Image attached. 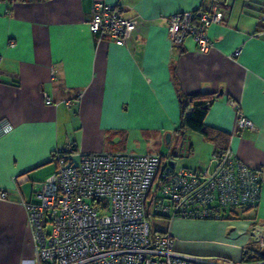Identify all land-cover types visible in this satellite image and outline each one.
Listing matches in <instances>:
<instances>
[{
  "label": "crops",
  "instance_id": "0c3cea01",
  "mask_svg": "<svg viewBox=\"0 0 264 264\" xmlns=\"http://www.w3.org/2000/svg\"><path fill=\"white\" fill-rule=\"evenodd\" d=\"M101 1L138 17L125 46L89 31L95 0H0V120L13 125L0 138V191L10 194L0 199V264H33L23 202L34 201L35 188L57 170L53 151L71 141L78 152L153 154L160 152L141 141L160 145L170 134L162 155L177 158L175 145L186 138L191 168L210 169L215 146L190 130L177 133L178 95L197 93L216 96L204 124L230 135L235 157L262 173L256 218L165 220L164 232L171 231L179 252L233 259L231 248L236 261L244 249L250 255L256 244L249 230L264 225V3L256 9L246 4L251 0ZM207 6L223 12V22L207 29L214 47L202 53L190 38L170 44L169 17ZM236 49L241 54L232 58ZM237 110L254 130L237 126ZM227 227L228 237L214 231Z\"/></svg>",
  "mask_w": 264,
  "mask_h": 264
},
{
  "label": "built area",
  "instance_id": "2783aa9c",
  "mask_svg": "<svg viewBox=\"0 0 264 264\" xmlns=\"http://www.w3.org/2000/svg\"><path fill=\"white\" fill-rule=\"evenodd\" d=\"M90 13L89 31L99 40L109 35L120 46L139 24L122 6L101 0ZM168 21L170 44L183 45L190 38L206 53L214 47L207 29L223 22V12L218 7L187 11ZM240 52L234 50L231 57ZM64 104L72 107L71 100ZM236 122L241 129H255L240 111ZM12 129L11 121L0 120V138ZM52 154L57 170L35 188L34 201L23 202L35 247L33 264H264V225L249 230L256 244L252 258L238 261L179 252L170 230L150 229L156 217L222 221L231 209L259 203L262 173L235 157L231 147L213 156L212 170L182 168L174 156L161 153L78 152L74 141ZM9 195L0 191V199Z\"/></svg>",
  "mask_w": 264,
  "mask_h": 264
},
{
  "label": "trees",
  "instance_id": "16d2710c",
  "mask_svg": "<svg viewBox=\"0 0 264 264\" xmlns=\"http://www.w3.org/2000/svg\"><path fill=\"white\" fill-rule=\"evenodd\" d=\"M224 0H213L212 2H223ZM250 1V0H247ZM215 4V3H214ZM212 7H204L195 10V13H201L204 11L211 10ZM260 12L264 13V5L260 9ZM214 94H204L197 93L194 95H178L179 102L181 103V119L177 133L180 136L187 130L195 133H199L204 137L207 142H211L215 146V156H220L229 146L230 135L225 133H220L213 128H209L204 124L205 118L208 114L209 108L215 102ZM252 255L249 253H244L242 255V260H250Z\"/></svg>",
  "mask_w": 264,
  "mask_h": 264
},
{
  "label": "rangeland",
  "instance_id": "374dc122",
  "mask_svg": "<svg viewBox=\"0 0 264 264\" xmlns=\"http://www.w3.org/2000/svg\"><path fill=\"white\" fill-rule=\"evenodd\" d=\"M244 2V0H242ZM229 4H234V3H237V5H239L240 3V0H229L228 1ZM262 3H264V0H251L250 3H246L247 5H251L253 8H256L258 9L260 7V5H262ZM193 136H197L196 138H200L201 139V135L200 134H197V133H193ZM168 137H166V135L164 136V139H162L161 141V144H156L154 145L153 144V141L152 142H147L145 140H142L141 143L143 145V147H150L149 149H152V150H155V151H158L162 154L166 153L168 151V146H167V143L169 141V139H167ZM183 139V140H182ZM134 144H137L139 145L140 143L137 141L136 143L134 142ZM173 148V147H172ZM175 152H177V160H178V166L179 167H182V168H191L193 167L192 165L195 163V159H193L194 157L193 156H190L189 157V153L188 151H190V147H189V144H188V140L186 138H181V140L178 142V144L176 143L175 145ZM214 167V165L210 168L212 170V168ZM255 209L253 206L251 207H237L236 209H231L229 211V213H231L230 215H232V217H234V219H244V220H248V219H253L255 220ZM231 217V218H232ZM166 228V222L163 218H154L153 220H150V229L152 231H155V232H163ZM214 231H216L218 233V235L220 234H223L226 233L227 237L229 236V234H231V232L233 231L232 230V227H227L225 231H223V229L221 228H218L216 230V228H214ZM225 235V236H226ZM229 250H231V253L233 254V252L235 251L234 255H233V260H237V254H238V251H236V249H231L229 248Z\"/></svg>",
  "mask_w": 264,
  "mask_h": 264
},
{
  "label": "water",
  "instance_id": "95a60500",
  "mask_svg": "<svg viewBox=\"0 0 264 264\" xmlns=\"http://www.w3.org/2000/svg\"><path fill=\"white\" fill-rule=\"evenodd\" d=\"M220 94H221V92H220ZM220 94H219V95H220ZM166 137H168L167 139L170 140V134H167Z\"/></svg>",
  "mask_w": 264,
  "mask_h": 264
}]
</instances>
